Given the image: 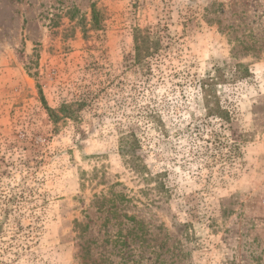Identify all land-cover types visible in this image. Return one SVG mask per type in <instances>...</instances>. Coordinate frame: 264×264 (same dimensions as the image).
Masks as SVG:
<instances>
[{
	"label": "rangeland",
	"instance_id": "1",
	"mask_svg": "<svg viewBox=\"0 0 264 264\" xmlns=\"http://www.w3.org/2000/svg\"><path fill=\"white\" fill-rule=\"evenodd\" d=\"M0 264H264V0H0Z\"/></svg>",
	"mask_w": 264,
	"mask_h": 264
},
{
	"label": "trees",
	"instance_id": "2",
	"mask_svg": "<svg viewBox=\"0 0 264 264\" xmlns=\"http://www.w3.org/2000/svg\"><path fill=\"white\" fill-rule=\"evenodd\" d=\"M145 30L142 29H136L135 31V42H136V50H137V57L139 59H142L146 55L151 53L152 48L154 46H151L147 43L148 35L144 33ZM215 79H211V83L205 88L206 93V99L208 106L211 105L212 99L208 97V93L212 90V84H214ZM67 107L62 106L61 110H64V108ZM51 115H53L54 111L50 110ZM223 111V110H222ZM139 150V143L138 140L133 132L123 135L121 138V154H123L125 159V164L128 166L129 170L134 174V176L140 181V182H148L150 178L144 174V164L141 157V154L138 153ZM97 172V171H96ZM94 172L92 177H85L83 181L86 183L92 182L96 179H98L96 176L97 173ZM99 181V180H98ZM104 181V180H102ZM84 183V184H85ZM96 201L100 204V207L98 208L100 211L104 212L107 211V213L114 214L115 217H117L118 214V202H121V198L118 199V196L116 194L114 196L108 197L106 194H96ZM124 200V199H123ZM151 203H154V200H151ZM111 211V212H110ZM127 217V215H125ZM77 227H81L80 222H76ZM87 227V226H86ZM84 232V230L80 231L79 235H81Z\"/></svg>",
	"mask_w": 264,
	"mask_h": 264
}]
</instances>
